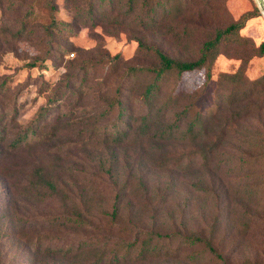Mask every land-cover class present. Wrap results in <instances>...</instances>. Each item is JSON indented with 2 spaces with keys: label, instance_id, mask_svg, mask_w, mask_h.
<instances>
[{
  "label": "rangeland",
  "instance_id": "374dc122",
  "mask_svg": "<svg viewBox=\"0 0 264 264\" xmlns=\"http://www.w3.org/2000/svg\"><path fill=\"white\" fill-rule=\"evenodd\" d=\"M234 22L241 40L221 44L210 79L167 77L143 122L152 78L128 70L157 64L148 49L193 61ZM263 41L264 0H0V264H264ZM235 73L260 82L231 106L222 76ZM246 103L263 108L212 149ZM196 111L210 118L189 134ZM150 235L164 248L139 259Z\"/></svg>",
  "mask_w": 264,
  "mask_h": 264
},
{
  "label": "trees",
  "instance_id": "16d2710c",
  "mask_svg": "<svg viewBox=\"0 0 264 264\" xmlns=\"http://www.w3.org/2000/svg\"><path fill=\"white\" fill-rule=\"evenodd\" d=\"M242 27V22H234L229 24L224 29H218L214 32V35L211 39L207 40L203 43L200 53L197 59L193 61H177L158 49H148V52H151L157 60V64L152 67H143V68H131L128 70V77L136 76L140 73H147L151 76V82L146 86L145 91L142 94V102L144 105L147 106L148 112L147 115L142 119L143 122H147L152 117V114L156 110L155 107V100L157 96L160 94L161 87L163 82L166 80L167 77L171 75H176L177 77L181 78V76L185 73H190L196 70L205 69L206 78L207 80L210 79V69L212 64L214 63L215 59L217 58L220 50V46L222 43L228 42H236L241 40V37L238 35L239 29ZM141 46V45H140ZM258 53L259 55H264V41L260 43L258 46ZM222 81L225 85L229 86L231 92L229 94V99H227V103L232 106L235 102L242 103L248 98V91L251 90V87H255L260 82V79L257 81H246L243 76H239V74H224L222 76ZM181 95L179 93H174V91L170 92L166 100L164 101L163 105L157 109L156 113L167 112L171 108H173L179 101ZM247 105L242 107L239 111L235 113H231V116L228 117L227 123L221 129L219 136L217 137L215 143H212V149L215 150L218 148H224L227 144V130L230 127V124L234 120L242 119L249 114L259 112L262 110L263 106L261 103H255L254 105ZM219 106H215V110L212 112V116L217 115L219 113ZM52 108V107H51ZM50 112L49 110H43V114L46 115ZM192 112L191 107H185L181 111L176 112L173 114L172 119L169 121L168 125L163 130V134L161 139H169L174 137L176 132L179 130L181 122L184 121ZM42 114V113H41ZM209 116H205L202 112L196 111L192 114V117L188 123V130L189 134L194 132V129H197L198 132L202 133L205 132L206 123L209 121ZM120 118L123 119V113L120 114ZM39 128V121H37L36 125L32 126L29 130L22 133L18 137L15 138V141L11 145V147L16 148L21 146L23 142L28 139H32L35 130ZM229 131V130H228ZM198 135L194 134L192 138ZM51 190L54 191L55 187L50 186ZM117 212L116 206L113 208L112 214L115 215ZM248 230H250V226L248 225ZM190 246H199L204 245L208 248V251H213L211 247V243L200 237V236H192L184 239ZM158 240L154 237V235H150L147 240L143 242L140 246L138 258L145 259L147 255H152L155 257L160 256L162 249ZM127 249L130 250V247ZM207 251V250H206ZM196 254H200L196 252ZM189 259H192V255H188Z\"/></svg>",
  "mask_w": 264,
  "mask_h": 264
}]
</instances>
